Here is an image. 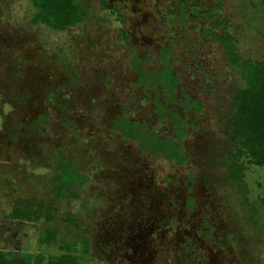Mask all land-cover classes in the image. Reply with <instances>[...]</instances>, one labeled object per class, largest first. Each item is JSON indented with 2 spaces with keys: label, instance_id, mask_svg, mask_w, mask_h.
Returning a JSON list of instances; mask_svg holds the SVG:
<instances>
[{
  "label": "rangeland",
  "instance_id": "1",
  "mask_svg": "<svg viewBox=\"0 0 264 264\" xmlns=\"http://www.w3.org/2000/svg\"><path fill=\"white\" fill-rule=\"evenodd\" d=\"M108 1L123 21L100 0H78L85 21L54 30L30 22L29 0H0V249L51 257L68 243L83 264H264V168L229 176L246 81L214 38L229 34L242 59H262L264 6ZM211 9L222 25L201 15ZM170 43L175 89L137 85L132 59L155 70ZM172 110L184 120L183 164L150 155L111 126L123 116L173 136ZM60 153L86 176L79 197L52 190ZM19 207L39 219L13 218ZM47 229L56 239L41 243Z\"/></svg>",
  "mask_w": 264,
  "mask_h": 264
},
{
  "label": "trees",
  "instance_id": "2",
  "mask_svg": "<svg viewBox=\"0 0 264 264\" xmlns=\"http://www.w3.org/2000/svg\"><path fill=\"white\" fill-rule=\"evenodd\" d=\"M33 8L30 18L32 24L40 23L50 29L63 30L65 28L82 24L87 12L78 0H29ZM264 6V0H260ZM101 7L108 10L117 21H123L122 13L117 4L108 0H100ZM180 4V3H179ZM221 7V3L218 4ZM183 6L180 4L182 20H185ZM205 15L207 19L214 18L217 25H222L214 11L209 10ZM124 39L127 35L124 34ZM214 38L224 50L227 61L238 69L246 81V86L239 91L235 113L232 119V132L237 138L238 145L235 150L236 165L230 172L232 179H240L247 165L264 168V56L260 60L250 58L242 59L237 52L235 42L231 35L214 34ZM172 44L163 47L160 51L159 66L155 70H148V60L134 57L130 62L136 71V84L142 87H151L158 90L161 87L166 91H173L178 83L177 71L170 65L169 57ZM154 105L160 119H165L166 108L159 98H155ZM173 117V136L157 132L146 123L137 119H127L118 116L111 120L113 129L120 130L122 134L136 141L137 145L153 156H161L167 161L178 164L185 163L187 155L182 152L181 140L185 137L183 118L176 111L169 112ZM86 181V176L78 173L74 166L60 153L55 164L52 177V190L59 197H79L78 188ZM35 211L19 207L10 212L13 218L25 222H35L39 218ZM73 222V221H71ZM56 231L47 229L41 236V243L53 242ZM58 255L44 257L40 252L20 251L14 256L11 251L0 249V264H83L82 254L75 246L63 243Z\"/></svg>",
  "mask_w": 264,
  "mask_h": 264
}]
</instances>
